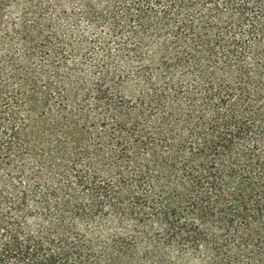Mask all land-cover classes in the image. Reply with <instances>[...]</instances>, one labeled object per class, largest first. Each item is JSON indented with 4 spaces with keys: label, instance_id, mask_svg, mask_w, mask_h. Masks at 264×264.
<instances>
[{
    "label": "trees",
    "instance_id": "trees-1",
    "mask_svg": "<svg viewBox=\"0 0 264 264\" xmlns=\"http://www.w3.org/2000/svg\"><path fill=\"white\" fill-rule=\"evenodd\" d=\"M0 264H264V0H0Z\"/></svg>",
    "mask_w": 264,
    "mask_h": 264
},
{
    "label": "rangeland",
    "instance_id": "rangeland-1",
    "mask_svg": "<svg viewBox=\"0 0 264 264\" xmlns=\"http://www.w3.org/2000/svg\"><path fill=\"white\" fill-rule=\"evenodd\" d=\"M73 9H75V8H73ZM71 15H72V14L69 13L68 16H71ZM52 16H53L54 18L65 19V16H64V15L58 14L57 12H52ZM61 24H62V22H61ZM63 26H64V25H63ZM80 27H81V29H86V30H88V29H87V25L80 24ZM87 32H88L89 36H91L92 31H89V30H88ZM170 35H171V33H170ZM164 37H168V35H167V34H164ZM151 42H152V40H150V43H149V44H151ZM149 44H148V45H149Z\"/></svg>",
    "mask_w": 264,
    "mask_h": 264
}]
</instances>
